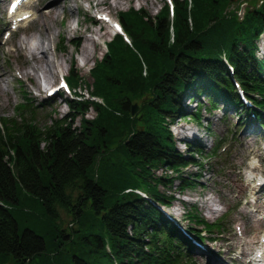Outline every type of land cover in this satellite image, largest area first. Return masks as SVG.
<instances>
[{
  "label": "trees",
  "instance_id": "obj_1",
  "mask_svg": "<svg viewBox=\"0 0 264 264\" xmlns=\"http://www.w3.org/2000/svg\"><path fill=\"white\" fill-rule=\"evenodd\" d=\"M172 1V16L165 5L154 16L142 7L119 11L133 47L115 36L90 70L89 93L103 103L65 100L82 115L80 128L66 121L70 114L40 128L29 99L16 118L0 117V264H197L187 255L189 240L163 214L173 196L158 190L166 179L153 170H179L202 149L178 152L163 121L182 113L178 99L200 94L207 109L219 100L249 115L234 80L264 108V57L255 54L264 0L247 4L241 18L223 13L230 0ZM69 80H77L71 70ZM138 99L139 112L131 115L129 101ZM90 105L97 110L91 120L83 115ZM195 109L196 120L198 102ZM110 145L120 153L117 162L110 160ZM192 181L180 175L178 188ZM188 214L191 223L222 230L220 220ZM187 228L201 239L200 230Z\"/></svg>",
  "mask_w": 264,
  "mask_h": 264
},
{
  "label": "rangeland",
  "instance_id": "obj_2",
  "mask_svg": "<svg viewBox=\"0 0 264 264\" xmlns=\"http://www.w3.org/2000/svg\"><path fill=\"white\" fill-rule=\"evenodd\" d=\"M32 1L34 3L29 8L32 9V12H36L34 5L38 0ZM90 1L95 4L98 0ZM169 1L120 0L119 5L114 6L113 0H110L98 3L100 7L97 9L105 13L109 12L113 17L118 18L119 11L129 7H142L150 16H154L158 14L163 5L167 7V11L170 13ZM259 2L260 0H230V4L224 7L223 13L236 11L241 18L247 4L258 5ZM6 4L7 0H0V73L2 74L0 89L4 90L3 94L0 92V117L16 118L19 116L18 106L27 104L29 99L32 103L30 105L36 106L32 112L40 128H45L51 125L54 119L65 118L68 114L70 115L66 121L71 123V127L80 128L82 115L68 109L65 100L88 99L100 103L104 102L103 98L97 96L99 94H95L92 98L88 95V92L92 90L90 70L97 63L96 60L100 61L105 50L107 51L105 42L112 38L114 29L106 24H101L99 29V23L93 24L92 20L88 19L95 8L90 9L89 14L86 11L89 6L87 0L69 1L68 4H71V8L60 11L57 23L61 22L62 27L58 29L55 26L54 40L48 50L49 56L53 54L57 57L62 56L63 59L59 65L60 73L56 75V72L53 71L52 77H49L51 81L49 85L57 84L60 75H64L67 76L66 82L69 90L54 93L45 100L44 88L38 91L35 87V78L32 75H24V69L28 67L29 58L19 43L22 38L39 35V26L33 22L28 25L24 23L23 26L25 27L18 34L11 35L10 41L4 43V36L2 37L1 33L7 28L8 19L5 18L4 14ZM45 5H48L47 2ZM75 6H78V9ZM72 16H75V19L70 20L69 18ZM77 24L76 28L75 25ZM93 29H99L103 36L99 39L97 49L92 50L93 55L91 53V56L85 61L78 54L79 48L81 43L91 35ZM60 38L62 39L60 40ZM41 39L45 41V36L42 35ZM78 39H80V44L75 48L74 42ZM59 41L60 44L66 46L62 51L57 50V48L54 50V46ZM255 44V54L261 59L264 57V32L256 39ZM45 68L47 69V66ZM70 70L77 75L75 82L69 80ZM260 77L264 78V70L260 72ZM41 81L43 82L42 73L40 74ZM237 87H239L238 84ZM239 96L242 107L257 111L259 115L237 114L238 110L235 111L231 105L224 104L219 100L215 104L216 107L207 109L209 105L207 96L200 94L194 99L189 97L178 99V103L183 109L182 113H176L172 121H163L168 126L178 152L185 154L197 146L202 149L201 153L193 152L196 162L187 166H180L179 170H174V168H169L166 165L153 170L166 179V184H159L158 190L173 196L170 205L161 206V208L169 215L168 219L181 234L189 240L187 255L197 264H252L249 262L251 253L256 248L258 240L264 236V225L261 221H256L252 214L255 213L253 212L254 207L250 201L254 198L258 205L264 207L260 203L261 199L256 200L259 189L255 190L256 184L250 180L253 175L264 176V108L257 103L260 97L254 93L239 90ZM108 102L111 105V102ZM140 102V99L129 101L130 113L132 105L136 104V111L131 115H136L139 112ZM197 102L201 105V109L195 120L193 113L196 110ZM118 103L122 105L121 102ZM112 105L116 106V104ZM23 112H25L24 108H21V115ZM27 115L32 116L29 111H27ZM83 115L84 118L91 120L96 117L97 110L90 105ZM249 126L255 129V137H250L253 135L252 132L246 134L250 132L247 130ZM242 136H246L247 140H241ZM183 141H190L195 147H187ZM217 145L216 154L211 155L213 148ZM110 148H112L110 160L117 162L120 159V153L116 152L112 145ZM255 164L258 167L255 168ZM180 175L193 177L195 181L190 182L189 186L179 189ZM124 191L136 192L137 190L135 187H128ZM261 192L262 190L259 194ZM204 200L207 202L203 203ZM196 210L205 221L215 223L220 218L222 230L210 231L202 224L191 223V220H188V213ZM257 217L262 216L259 213ZM190 224L197 231L200 230L201 239L200 237L196 238L193 231L187 228V225ZM190 238L199 242L194 244ZM240 244H242L244 252L247 253L245 257L242 256L243 258H238L239 256L236 254V248Z\"/></svg>",
  "mask_w": 264,
  "mask_h": 264
},
{
  "label": "bare ground",
  "instance_id": "obj_3",
  "mask_svg": "<svg viewBox=\"0 0 264 264\" xmlns=\"http://www.w3.org/2000/svg\"><path fill=\"white\" fill-rule=\"evenodd\" d=\"M41 0H38V2L34 5V8H36V12H31L30 17L27 20H30L33 23H36L39 26V35L33 36V37H25L20 39L19 43L20 46L24 48L25 53L27 54L29 58L28 67L24 69V75L29 76L32 75V77L35 78L36 83L35 87L38 91L42 88V84H49L51 81L49 77H52L53 71L56 72V75L59 74V65L60 61H62V56H49L48 50L51 47V43L54 40V28L57 26L58 29L62 27L61 22L57 23V20L59 18L60 11H64L66 8H71V4L69 5V1L73 0H43L40 3ZM89 3V8L93 7H100L98 3L103 1H110V0H98L94 3H92L90 0H87ZM139 1H148V0H139ZM47 2L48 5H45ZM114 6L119 5L120 0H113ZM76 9H78V6H75ZM89 8L86 9L89 13ZM141 8V7H140ZM144 9V8H143ZM32 10V9H31ZM109 17H113L112 14L109 12H106ZM119 13V12H118ZM20 15H24L20 13ZM119 16V15H118ZM75 19V16L70 17L69 19ZM88 19L92 20L93 24L99 23V29L101 24L104 25L105 20L102 18V16H93L90 14L88 16ZM79 24V23H78ZM99 29H93L91 31V35L86 38L79 48V55L86 61L91 56V53L93 55V51L97 49L99 39L103 36L100 34ZM42 33V34H41ZM59 33V30H58ZM41 34V35H40ZM45 36V41L41 39V36ZM44 38V37H42ZM62 38H60L61 40ZM89 40V42H88ZM80 44V39H78ZM46 43V44H45ZM57 48V50L62 51L66 48L64 44H60V41L57 43L56 46H54V50ZM93 50V51H92ZM47 66V69L45 68ZM51 66V67H50ZM52 68V69H51ZM43 74V82H40V74ZM22 77V74L20 75ZM0 77H2V74L0 73ZM2 78H0L1 80ZM20 79V78H19ZM43 89V88H42ZM47 89L43 90L44 93V99L47 97L45 94V91ZM3 89H0V92L3 94ZM248 131L246 134L253 133V135H250V137H253L255 135V129L252 126H249L247 128ZM255 137V136H254ZM242 139H246V136H242ZM243 144V143H242ZM256 166V165H255ZM255 178V175L250 178L252 181ZM264 178V176H262ZM207 200H204L203 203H206ZM207 208L210 209L209 206ZM212 210V209H211ZM210 211V210H209ZM239 258V257H238Z\"/></svg>",
  "mask_w": 264,
  "mask_h": 264
},
{
  "label": "water",
  "instance_id": "obj_4",
  "mask_svg": "<svg viewBox=\"0 0 264 264\" xmlns=\"http://www.w3.org/2000/svg\"><path fill=\"white\" fill-rule=\"evenodd\" d=\"M136 111V104L132 105L131 113L134 114Z\"/></svg>",
  "mask_w": 264,
  "mask_h": 264
},
{
  "label": "snow or ice",
  "instance_id": "obj_5",
  "mask_svg": "<svg viewBox=\"0 0 264 264\" xmlns=\"http://www.w3.org/2000/svg\"><path fill=\"white\" fill-rule=\"evenodd\" d=\"M13 7H15V5ZM117 28H118V26H117ZM118 30H119V28H118Z\"/></svg>",
  "mask_w": 264,
  "mask_h": 264
}]
</instances>
